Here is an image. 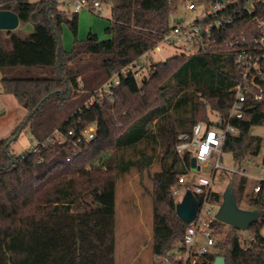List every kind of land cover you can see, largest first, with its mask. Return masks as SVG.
Listing matches in <instances>:
<instances>
[{
  "label": "trees",
  "instance_id": "trees-1",
  "mask_svg": "<svg viewBox=\"0 0 264 264\" xmlns=\"http://www.w3.org/2000/svg\"><path fill=\"white\" fill-rule=\"evenodd\" d=\"M111 1L112 19L106 28L111 38L101 41L90 33L67 52L59 30L65 22L77 34L79 13L62 10L57 0H0V9L33 25L27 38L13 31L7 32V40L0 38L2 91L27 111L12 137L0 140V264H116L117 180L156 161L161 171L154 174L152 251L164 255L182 244L188 224L178 217L170 196L185 173L176 144L197 123L210 122L209 111L221 119L228 116L241 73L225 42L258 38L256 19H264V3L253 12L230 6L226 12L231 23L215 32L211 51L181 53L154 65L141 83L148 88L156 82L151 88L156 89L157 103L141 100L140 105L137 77L121 71L154 50L170 31V0ZM117 73L120 83L113 100L106 96L87 107V100ZM248 104L246 118L233 123L239 134L230 135L224 147L239 164L248 155L259 156L263 147V138L252 130L264 124V101L250 98ZM66 106L74 108L68 119L49 125L51 113ZM93 123L96 137L82 150L76 148L73 142ZM28 127L38 142L56 128L75 134L63 145L48 144L23 159L13 153L12 144ZM246 185L242 175L236 192L242 195ZM255 194L247 195L249 204L262 216L251 228L256 242L250 247L245 249L239 230L215 222L217 237L228 229L225 264H264V181ZM213 196L222 202L220 193ZM220 245L218 238L217 249ZM215 258L206 257L200 264H214Z\"/></svg>",
  "mask_w": 264,
  "mask_h": 264
},
{
  "label": "built area",
  "instance_id": "built-area-1",
  "mask_svg": "<svg viewBox=\"0 0 264 264\" xmlns=\"http://www.w3.org/2000/svg\"><path fill=\"white\" fill-rule=\"evenodd\" d=\"M57 1L61 4V0ZM212 2V8L208 9L204 16L196 22L188 25L177 22L172 25L170 31L161 41V45H158L154 50L160 52L163 45H168L176 47L180 53L186 55L211 51L214 48L215 32L226 30L231 23V18L226 12L230 6L239 4L244 9L253 12L255 6L264 3V0H222L221 2L216 0ZM102 3L105 2L101 0H70L71 10L69 11L79 13L84 8L96 10L101 8ZM107 4L111 6L112 1L109 0ZM187 9L195 12L197 5L191 2L187 4ZM256 21L260 28L258 38L252 41L242 38L225 42L226 46L233 50L235 66L241 73V80L234 88L235 96L228 116L224 119L218 116V121L210 120V122L197 123L190 134H181L176 144V153L183 162L185 173L180 175L178 182L171 187L170 196L175 202L178 196L183 195L184 198L190 191L198 202V210L195 218L187 225L181 246L170 249L164 255H155V260L161 264H200L204 258L216 254L218 239L214 225L218 221L216 215L221 205L213 196L216 172L223 168L221 160L228 137L239 134V128L233 123L246 118L247 110L250 107L249 99L252 98L256 102L264 101L262 85L264 81V19L257 18ZM139 61L127 66L121 73L127 75L132 72L137 77L138 69L142 68ZM119 83L120 76L117 73L98 90L95 96L87 100L85 105L88 107L96 101L101 102L106 96L113 100L114 88ZM96 130L97 124L93 123L77 137V140L73 142L74 146L82 150V147L96 137ZM74 134V131H69L66 135L56 129L43 142L37 141L31 152L40 151L48 144L63 145L68 141V137H73ZM259 156L264 160V146ZM21 157L24 159L26 154ZM215 158L214 171L210 176H203L201 169L207 168ZM194 159L195 167L192 166ZM187 160H190V164ZM259 191L260 184L254 188V193ZM178 203L175 202V204ZM254 242H256V237L251 235L246 239L245 249Z\"/></svg>",
  "mask_w": 264,
  "mask_h": 264
},
{
  "label": "rangeland",
  "instance_id": "rangeland-1",
  "mask_svg": "<svg viewBox=\"0 0 264 264\" xmlns=\"http://www.w3.org/2000/svg\"><path fill=\"white\" fill-rule=\"evenodd\" d=\"M38 1V0H31ZM60 8L65 11L71 10L70 0H61ZM194 2L197 5L195 12L187 9V4ZM170 23L174 25L177 22L191 24L202 18L208 9H211L213 2L211 0H170ZM112 19L111 6L102 3L100 9L91 10L84 8L79 12L78 31L75 34L67 23H62L59 30V38L64 51H72L76 44L84 43L89 34L93 33L102 40L111 38V34L106 32V28L110 25ZM14 34L25 38L32 32L30 24L20 23L13 31ZM0 38L7 40V32L1 30ZM161 45V44H159ZM181 53L174 46L163 45L161 51L152 50L148 55L143 56L139 63L142 68L138 69L137 80L140 83L141 91L139 93L138 103L141 100H147L149 103L155 104L156 95L155 88H151L155 83H150L148 88L142 87L143 78L148 76L151 68L159 62H165L167 59L179 56ZM2 74L0 72V80ZM149 79V78H147ZM150 88V89H149ZM148 90L146 92V90ZM141 97V98H140ZM74 108L64 107L60 112H52L51 117L47 120L49 125H60L68 119ZM27 111L20 106L18 101L12 95L4 94L0 84V140L11 138L15 129L26 117ZM209 118L212 121H218V115L209 111ZM58 129V128H56ZM55 129V131H56ZM252 133L263 138L264 146V124L253 128ZM37 137L32 133L31 128L24 129L17 140L12 144V151L17 156L26 154L35 147ZM100 161H98L99 163ZM215 160L207 168L201 169L203 176H210L215 169ZM220 168L216 172L213 190L222 195L231 183L234 185V191L238 200L239 207L242 209H257L249 204L250 194L255 197L254 188L264 181V160L261 156H246L241 164L237 163L231 153L223 152ZM161 171L160 162L156 161L149 169L144 171L133 170L129 174L121 176L117 180L116 188V264H161L155 260L152 251L153 229H154V174ZM247 178V185L244 193L238 194L236 187L240 178ZM183 199L178 196L175 202L178 203ZM224 233L217 239L220 240L221 249H217L215 257L222 256L223 245L226 242L228 229H224ZM262 233L264 234V228ZM244 239H248L253 234V230L249 232L240 231ZM180 247V243L175 245Z\"/></svg>",
  "mask_w": 264,
  "mask_h": 264
},
{
  "label": "water",
  "instance_id": "water-1",
  "mask_svg": "<svg viewBox=\"0 0 264 264\" xmlns=\"http://www.w3.org/2000/svg\"><path fill=\"white\" fill-rule=\"evenodd\" d=\"M216 1V0H213ZM221 2L222 0H217ZM20 24L19 17L16 13L0 9V31H14ZM192 166H196L195 159ZM198 210V202L188 191L182 202L176 204L178 217L185 223H190ZM262 211L258 209H242L239 207L233 184L231 183L223 194V199L216 215L218 221L233 227L239 231L247 232L252 226L260 220ZM214 264H225V258L218 256Z\"/></svg>",
  "mask_w": 264,
  "mask_h": 264
},
{
  "label": "crops",
  "instance_id": "crops-1",
  "mask_svg": "<svg viewBox=\"0 0 264 264\" xmlns=\"http://www.w3.org/2000/svg\"><path fill=\"white\" fill-rule=\"evenodd\" d=\"M26 24H30L31 26H32V32L30 33V35L33 33V25L31 24V23H26ZM29 35V36H30ZM29 36H27V37H29ZM27 37H25V38H27ZM117 261V258H116V252H115V262Z\"/></svg>",
  "mask_w": 264,
  "mask_h": 264
}]
</instances>
